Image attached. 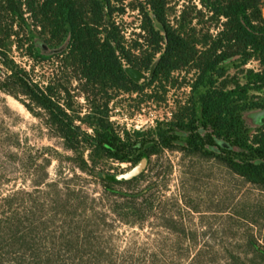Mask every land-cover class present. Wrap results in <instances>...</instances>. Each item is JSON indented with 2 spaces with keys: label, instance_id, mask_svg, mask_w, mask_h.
<instances>
[{
  "label": "trees",
  "instance_id": "1",
  "mask_svg": "<svg viewBox=\"0 0 264 264\" xmlns=\"http://www.w3.org/2000/svg\"><path fill=\"white\" fill-rule=\"evenodd\" d=\"M179 1L0 0V89L62 137L74 153L69 158L98 176L112 193L123 194L112 189L118 182L111 177L113 161L134 165L146 153L152 159L165 150L217 159L264 190V125L255 127L247 117L264 108V0H201V8L190 0L178 10ZM129 5L143 12L141 32L130 40L122 20ZM150 10L164 22L166 35L155 27ZM206 19L218 27L216 32L199 27ZM54 47L59 53L50 55ZM160 51L151 80L137 83L128 75L126 63L149 69ZM252 59L259 67L248 70L246 82L229 74L232 67L239 70ZM75 77L81 81V93L94 99L93 111L85 112L76 98ZM173 87H189V92L178 100L171 117L131 130L111 120L109 105L121 94H137L133 99L140 107L150 100L167 101ZM47 149L59 157L54 147ZM52 157L46 158L48 165ZM146 171L119 182L135 181ZM145 193L132 194V202L116 204L115 209L143 217L145 208L135 202ZM73 200L71 193L60 197L42 217L37 215V200L34 210L23 211L20 205L14 212L11 195L0 192V264H127L126 257L112 258L99 212L101 216L85 218L84 233L69 236ZM58 213L65 215L63 230L70 232L63 233L61 244L51 230ZM256 223L238 227L234 241L220 245V256L206 246L184 264H264V236ZM46 236L51 241L45 247ZM151 252L149 259L132 257L130 262L171 264L164 247Z\"/></svg>",
  "mask_w": 264,
  "mask_h": 264
},
{
  "label": "rangeland",
  "instance_id": "2",
  "mask_svg": "<svg viewBox=\"0 0 264 264\" xmlns=\"http://www.w3.org/2000/svg\"><path fill=\"white\" fill-rule=\"evenodd\" d=\"M193 1L202 7L201 0ZM190 4V0H180L178 10ZM148 7L151 9L150 5ZM142 19L143 12L129 5L122 18L128 40L141 32ZM171 19L175 21V18ZM206 21L197 24L200 28L211 27L216 32L218 27L211 20ZM54 52L59 53L56 47L48 53L51 55ZM162 52H158L157 56ZM47 59L51 61V58ZM46 64L48 66L49 61ZM258 67L259 62L252 59L239 70L232 67L229 74H236L242 82H246L248 70ZM46 72L48 74L49 69ZM182 75H179L180 78ZM73 88L84 111H93L96 108L94 99H87L81 93L82 84L78 77L73 80ZM188 92L189 87H173L167 101L150 100L140 107L133 99L137 94L133 97L121 94L117 101L109 105L111 120L117 127L129 130L154 125L158 119L169 118L178 100H184ZM247 117L253 126H263L264 108L251 111ZM49 146L59 152V157H52L47 149ZM72 155L73 151L66 148L62 137L52 133L18 98L0 89V192L11 195V202L15 203L14 212L20 205H23V211L31 207L34 210L33 204L37 200V215L42 217L49 215L50 206H54L55 201L71 193L74 200L69 208L72 212L69 220L73 233L69 235V228L63 230L65 215L61 213L54 218L51 226L55 232L54 240L59 244L62 240L64 242L61 237L64 232L71 237L84 233L85 218L95 217L98 212L104 218L99 220L103 227L102 235L114 248H109L112 258L122 261L126 257L127 264H132V257L149 259L151 251L160 253L158 249L163 247L171 264H179V261L184 264L206 246L220 256V245L231 244L236 238L237 228H247L249 222H258L256 230L264 236V190L247 182L217 159L165 150L150 158L151 167L143 177L131 182L113 183L112 189L123 193L119 195L108 190L107 184L98 176L81 169L78 161L69 158ZM47 157H52L49 165ZM112 164L113 173L133 166L130 163L119 165L116 161ZM74 192H79L80 198L76 199ZM139 192H146L137 196L139 198L135 202L138 207L145 208L143 217L117 212L116 204L132 202V194ZM147 199H150V204ZM44 239L46 247L51 239L48 236ZM176 244V251H173Z\"/></svg>",
  "mask_w": 264,
  "mask_h": 264
},
{
  "label": "water",
  "instance_id": "3",
  "mask_svg": "<svg viewBox=\"0 0 264 264\" xmlns=\"http://www.w3.org/2000/svg\"><path fill=\"white\" fill-rule=\"evenodd\" d=\"M152 18L154 20V25L155 27L160 30L163 34H167V29L162 20L159 19L156 13L152 12L151 13ZM161 59V54H159L154 62L152 63L151 67L149 69H144L141 67H138L134 64L131 63H126L125 64V70L128 73V75L137 83H143L147 80H151L155 74L157 65ZM150 156L149 154H144L143 157L139 162L134 164L131 168L128 170H125L123 172H118V173H113L111 174V177L115 181H120L123 178L126 179H133L143 172H145L150 164Z\"/></svg>",
  "mask_w": 264,
  "mask_h": 264
},
{
  "label": "built area",
  "instance_id": "4",
  "mask_svg": "<svg viewBox=\"0 0 264 264\" xmlns=\"http://www.w3.org/2000/svg\"><path fill=\"white\" fill-rule=\"evenodd\" d=\"M170 115V117L172 116V112L171 113H169ZM152 126V125H151ZM143 127H150V126H138V128H143Z\"/></svg>",
  "mask_w": 264,
  "mask_h": 264
}]
</instances>
